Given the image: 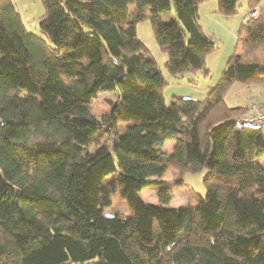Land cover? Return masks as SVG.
Here are the masks:
<instances>
[{"label": "trees", "instance_id": "obj_1", "mask_svg": "<svg viewBox=\"0 0 264 264\" xmlns=\"http://www.w3.org/2000/svg\"><path fill=\"white\" fill-rule=\"evenodd\" d=\"M41 1L38 35L0 0V264H264V132L223 98L234 81H264V1L247 0L257 14L243 17L205 97L168 102L136 24L149 19L169 75L208 77L218 45L198 20L207 0H173L178 21L160 17L170 0ZM215 1L221 15L239 12L241 0ZM109 90L102 123L91 101ZM202 167L205 194L168 207L182 173ZM151 186L157 203L139 195ZM116 190L129 215L103 214Z\"/></svg>", "mask_w": 264, "mask_h": 264}, {"label": "rangeland", "instance_id": "obj_2", "mask_svg": "<svg viewBox=\"0 0 264 264\" xmlns=\"http://www.w3.org/2000/svg\"><path fill=\"white\" fill-rule=\"evenodd\" d=\"M13 1L27 29L38 35H41L38 25V17L44 12V6L42 1L41 0H13ZM243 2L245 3L246 0H241L240 3L243 4ZM132 8L133 7H131V9ZM159 14L160 17L165 21H169L172 19L178 21L174 12L173 0H170L169 8L160 11ZM136 37L139 40H141L148 48L150 53L156 59L160 69L162 70L166 82L168 81V84L164 89V95L166 96V101L168 102L170 100V92L174 88H180L182 86H186V81L189 78L193 77L194 75L190 72L183 73L182 76H178V77H173L172 75H169V73L166 71V68L164 66V62L166 60V53L163 52L157 45L148 18H145L137 22ZM216 44L218 45V49L215 52H211L207 55L208 56L207 64L210 63L209 56H211L212 54L214 55L215 53L217 54L219 50H221V48L219 47L221 44H219L218 41H216ZM207 67L208 66L205 65V69H208ZM200 74L201 71H198L197 75ZM211 74L212 73H209V75ZM194 79H195L194 80L195 84L198 83V85H200V83L202 82L201 77L197 76L194 77ZM192 93H194L197 97L201 98L199 96V92L197 91V89L193 88ZM185 95H192V94L191 92L189 93L186 92ZM116 97L117 96L114 90H109V91H100L96 95V97L92 99L91 110L102 123H104V121L108 117L110 107L112 103L115 101ZM223 98L227 105L230 106L244 105V107H241V109H237V111L233 112V116L236 119L247 116V114L249 113L250 106L252 104L264 106V81H257V82L234 81L227 87ZM126 123L127 122L120 123L118 132L120 133L123 132ZM95 140L98 142H105L107 143V145H110V139L108 134L102 130H99L95 134ZM162 150H164L166 153H170L172 150L171 143L169 141L166 142L163 145ZM259 160L264 164V155L261 156ZM208 173L209 172L206 167H202L198 171H190V170L184 171L182 173V179L186 185H182L181 187H173V189H171L172 198L167 206L170 208H178L186 203L189 202L192 203L194 194L204 195L206 191L204 178L208 175ZM118 176H119L118 171L111 174V178ZM163 179L167 182L168 185L172 184V180L174 179V171L171 168L168 169L165 172ZM139 195L141 199L146 203H157L156 189L152 186L143 188L139 192ZM130 212L131 210L127 203V200L120 196V190L111 192L109 204L103 208V214L107 216L114 214H121L126 216L129 215Z\"/></svg>", "mask_w": 264, "mask_h": 264}, {"label": "crops", "instance_id": "obj_3", "mask_svg": "<svg viewBox=\"0 0 264 264\" xmlns=\"http://www.w3.org/2000/svg\"><path fill=\"white\" fill-rule=\"evenodd\" d=\"M216 9H217V3L215 0H207L201 2L198 4L197 7V11L199 15L198 20L202 30L207 34L212 35L216 39V41H218L219 44H221L219 46L221 50H219L217 54L215 53L214 55L212 54L211 56H209L210 63L208 64H207L208 56L206 57L205 65L208 66L207 68L209 70V73L212 74L209 75L208 78L203 71H201L200 75H197V72L193 73L194 76L191 77L193 81L195 80L194 77L197 76L201 77L202 82L200 83V85H198V83L195 84L188 82L190 79L189 78L186 81V86H182L180 88H174L170 92V98L172 96L182 95L197 99H203L207 93L208 88L214 85L219 79L228 57L233 53L237 42L238 28L240 26V23L243 21L244 14L249 9L248 2L246 0L245 3L244 2L243 4L241 3L239 12L232 16L221 15L218 12H216ZM193 88L197 89V91L199 92V96L201 98L197 97L194 93H192ZM186 92L187 93L191 92L192 95H185ZM165 100H166V96H165ZM168 141L171 143L173 147L174 144L173 140H166L164 144ZM164 174L161 176L162 179Z\"/></svg>", "mask_w": 264, "mask_h": 264}, {"label": "built area", "instance_id": "obj_4", "mask_svg": "<svg viewBox=\"0 0 264 264\" xmlns=\"http://www.w3.org/2000/svg\"><path fill=\"white\" fill-rule=\"evenodd\" d=\"M258 11V6L253 9H248L244 15V19H248L255 16ZM239 123L260 125L264 132V106L252 104L249 109L247 116L237 119Z\"/></svg>", "mask_w": 264, "mask_h": 264}]
</instances>
